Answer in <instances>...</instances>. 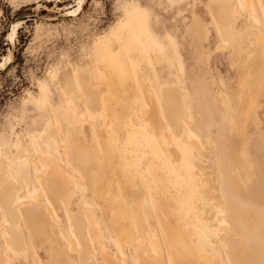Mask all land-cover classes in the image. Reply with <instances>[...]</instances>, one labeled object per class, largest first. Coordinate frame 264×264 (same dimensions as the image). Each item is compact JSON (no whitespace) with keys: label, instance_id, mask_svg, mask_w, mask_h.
Returning a JSON list of instances; mask_svg holds the SVG:
<instances>
[{"label":"rangeland","instance_id":"1","mask_svg":"<svg viewBox=\"0 0 264 264\" xmlns=\"http://www.w3.org/2000/svg\"><path fill=\"white\" fill-rule=\"evenodd\" d=\"M228 2L233 5L232 12L239 11L237 15L233 13L235 18H240L241 25L256 29L258 39H263L258 40L259 45L264 42V0H248L255 8V17L252 8L243 6L240 0ZM78 3L79 0H17L12 4L10 0H0V63H5L0 70L2 171L4 178L10 180L8 168L11 170L15 163L29 159V169L20 183L24 190L15 192L11 203H20L18 208L23 210L24 203L33 201V191H38L45 213L59 221L55 224L44 213L36 214L35 220L49 225L48 239L42 242V238L33 237L28 222L22 220L13 226L4 218L6 204L0 200V257L4 254L1 259L9 264L5 255L9 254L15 264H53L55 251L62 250L73 264H101L98 250L99 241L103 240L107 245L106 256L121 258L122 264H146L148 253L156 255L147 246L152 239L160 244L163 264H172L168 244L182 235L197 253L210 256L217 264H237L235 260L240 257L247 264H258L254 256L264 253L259 249L264 243V123L258 113L264 106V76L255 74L246 81L249 92L259 95L257 122L252 116L241 115V101L235 98L239 87L230 92L222 83V89L215 87L210 96L203 98L213 112L210 125L199 129L196 114L186 106L185 117L175 126L166 114L164 99L174 92L181 101L177 86V73L182 79L181 90L184 83L180 65L181 32L185 26L190 33L197 31L205 9L210 7L209 0H82L81 10L72 17L66 16ZM60 15L62 18H56ZM29 16L52 19L21 21ZM218 20L211 19L217 33ZM13 27L16 36L10 43ZM257 46L251 50L250 57H256ZM226 47L222 42L216 50ZM154 56L158 63L153 61ZM198 68L203 70L204 66ZM82 81L94 84L97 101L94 106L89 99L81 98ZM144 91L149 94L145 96ZM221 93L230 99L228 107L223 105ZM145 100L153 102L156 130L148 123L149 105ZM229 108V116L239 114V131L222 120V111ZM64 113L69 118L75 115L88 120L82 122L83 126L75 122L77 125H72L75 129L72 130L62 120ZM65 128L72 130L69 132L73 138L65 136ZM73 135L83 137L77 140ZM71 139L82 147V154L77 155L78 150L74 149L70 152ZM39 153L55 157L59 170L66 172V176L71 174L68 201L55 200L40 187L37 177H43L47 167L38 161ZM97 165L98 173H95L93 168ZM203 173L206 176H201ZM213 185L218 189L215 194L222 197L219 206L205 194V189L214 190ZM226 185L232 186L236 194L223 193ZM227 196H240L247 207L230 205ZM113 211L125 213L122 220L119 217L120 222L124 221L118 225L120 231L116 229L118 218ZM80 212L84 216H89L88 212L93 214L98 223L95 227L82 215L83 234L93 250L85 257L71 250L65 238L68 234L75 235L69 214L78 216ZM234 213L262 230V236H256V244H252L247 225L233 219ZM3 224L11 230L21 229L19 248L5 245L10 233ZM121 227L135 232L132 246L123 243V249L118 240L124 241L127 233ZM96 235L100 237L98 242L93 239ZM141 242L146 247L138 249ZM181 252L186 262L188 255Z\"/></svg>","mask_w":264,"mask_h":264},{"label":"bare ground","instance_id":"2","mask_svg":"<svg viewBox=\"0 0 264 264\" xmlns=\"http://www.w3.org/2000/svg\"><path fill=\"white\" fill-rule=\"evenodd\" d=\"M221 1H224V0H221ZM241 1V3L243 4V6L245 5V6H250L252 9V13L251 14H253L252 16H257V13H256V11H255V8H254V6H253V4H250L249 2H248V0H240ZM252 2V1H251ZM241 4V5H242ZM228 5V4H227ZM226 5V6H227ZM81 6H82V0H79V3H78V6H77V8L76 9H74L73 11H70L66 16H71L72 17V15H74L75 13H77V12H79L80 10H81ZM235 9V8H234ZM233 9V10H234ZM71 10V9H70ZM235 10H237V9H235ZM234 10V11H235ZM233 11V12H234ZM231 13V11H230V9H229V7L227 6V7H223L222 8V10H221V12H220V14H221V16H219L220 18H219V20H218V22L220 23V22H222V24L223 23H226V24H231V23H233V22H235V14L237 15V13L239 12H237V13ZM67 13V12H66ZM65 13V14H66ZM64 15V14H63ZM218 24V23H217ZM225 25V24H224ZM252 25V24H251ZM224 27V26H223ZM255 27V26H254ZM253 30V29H252ZM225 31V33H226V35H227V37L229 38V39H231L232 38V30H231V28H228V29H226V30H224ZM15 36H16V30L14 29V27L11 29V32H10V35H9V41H10V43H12V41L14 40V38H15ZM226 37V36H225ZM261 39V38H260ZM260 39H258V40H260ZM261 40H263V39H261ZM262 42V41H261ZM260 42V43H261ZM262 44V45H261ZM260 45H258L257 46V50H256V57L254 58V60L252 61V63L248 66V67H246L244 70H243V72H242V79L239 81V84H238V87H239V94L238 95H236L237 97H235V98H237L236 99V101L238 100V101H241V105H240V108L242 109V114L241 115H243L244 114V116H246V117H248V116H252V119H254L255 120V122H257V117L255 118V116H256V113H257V111H258V109H260L259 108V104H258V97H259V95L256 93V94H254V93H251V92H249V89L247 88V80H249L250 78H253V76L255 75V74H261L262 76H264V42H262ZM5 61V60H4ZM153 61L155 62V63H158V60H157V58L154 56V58H153ZM5 66V63L3 62V63H0V70H2L3 69V67ZM177 81H178V84H177V86H178V88H179V95H180V99H181V101H179V99H177V98H174L173 96H171V95H166L165 96V105H164V107H165V111H166V114L168 115V118H169V121H171L172 123H173V125H179V123H180V120L181 119H183L184 117H185V114H186V110H187V107L186 106H188V108H189V105H188V102H187V97H185L184 95V92L181 90V88H180V86H179V83L182 81V79H181V77H180V74L179 73H177ZM94 87V84H92V83H90V82H87V81H82L81 82V88H82V95H81V98H83V100L84 101H86V98L87 99H89V102H90V104H92V106H94L95 104H97V101H96V98H95V96H94V94H93V92L96 90V89H94L93 88ZM144 90V89H143ZM145 92V91H144ZM146 93L147 92H145V96H146ZM147 94H149V93H147ZM160 93L158 92L157 93V97L159 96V98H160V95H159ZM263 94V93H262ZM148 96V98H149V100L148 101H150V97H149V95H147ZM262 97H264V96H262ZM159 100V99H158ZM221 100H222V102H223V105L225 106V107H228L229 105H230V103H231V101H230V99H228V97H226V95L224 94V93H221ZM145 102H146V104H148L149 105V115H148V123H149V125L151 126V128L153 129V130H156V128H155V126L157 125V118H156V114H155V112L153 111V107H152V105H151V103H153V102H147L146 100H145ZM148 105H147V107H148ZM162 107V106H161ZM70 110V109H69ZM68 110V111H69ZM148 110V109H147ZM229 110H231L230 108L229 109H224L223 111H222V120H223V122H225V123H229V124H231V125H233L234 127H236V129H237V131H239L240 129H239V126L240 125H238L237 124V118H238V116H239V114H238V116L237 115H233V116H229V114L231 113ZM240 111V110H239ZM239 111H238V113H239ZM65 113H68L67 111L65 112ZM64 113V114H65ZM166 115V116H167ZM183 116V117H182ZM237 116V117H236ZM242 117V116H241ZM62 119V118H61ZM248 119V118H247ZM63 121H66V123H67V126L69 127V126H72V125H77V124H75V122L76 123H81L82 124V122H84V121H87L86 119H82V118H80V117H78V116H73V117H71V118H69V116L67 115V114H65V115H63V119H62ZM238 120H239V118H238ZM249 120V119H248ZM73 122H74V124H73ZM89 122V121H88ZM83 124H85V123H83ZM83 124H82V126H83ZM208 124L209 123H207V122H204V126H208ZM245 124V123H244ZM65 125V124H64ZM79 125V124H78ZM188 125L189 126H193V124L191 123V122H189L188 123ZM74 126H72V130H75V129H73V127ZM158 126V125H157ZM66 129V128H65ZM70 128L68 129V131H67V129H66V132H65V136H67V137H69V139H70V137H71V130ZM69 130H71L70 132H69ZM91 130H92V127H91ZM74 132V131H73ZM93 132L94 131H91V134H93ZM75 134V133H74ZM86 135V134H85ZM75 138H77L75 135H73ZM90 136V135H89ZM92 136V135H91ZM83 136H81V137H78L77 138V140L79 139V138H82ZM71 138H73V137H71ZM84 138H86V137H84ZM83 138V139H84ZM90 138V137H89ZM92 138H94V136H92ZM88 139V138H87ZM95 139V138H94ZM93 139V140H94ZM72 140V139H71ZM71 140H69V141H71ZM81 140V139H80ZM92 140V141H93ZM82 142V141H81ZM91 142V141H90ZM67 143V142H66ZM77 142L75 141V140H72V142L70 143L71 145H69L70 147H69V150H70V152L74 149V150H78V152H77V155H80V154H82V147H78V146H76L77 144H76ZM92 143V142H91ZM95 143H96V140H95ZM88 144H90L89 143V140H88ZM80 145V144H79ZM96 145V144H95ZM193 145H195V148L197 149V151L199 152V153H201V154H203L204 155V152L200 149V147L196 144V143H194L193 142ZM94 147V146H93ZM67 149H68V147H67ZM97 149H98V147H97ZM92 151H93V148L91 149ZM90 150V151H91ZM97 151H99V150H97ZM67 152V151H66ZM90 153V152H89ZM92 153V152H91ZM94 153H95V151H94ZM98 154H99V152H98ZM65 155H67V154H65ZM64 155V156H65ZM95 155V154H94ZM94 155H89L90 157H91V159H93V160H99L98 159V157L97 156H94ZM100 155V154H99ZM245 155V154H244ZM246 156V155H245ZM1 157V156H0ZM55 158V157H54ZM54 158H50V156H48V157H46L45 155L43 156V155H40V153H39V155H38V161L43 165V166H45V167H47V172H46V174L43 176V177H37L38 178V180H39V185H40V187L42 188V190H44V192H45V194H51L53 197H54V199L55 200H67L68 201V193H70L69 192V190H70V188H71V179H69V175H71V174H69L68 172V176H66V172H64V171H61V170H59V168H60V166H59V164L56 162L55 163V159ZM37 161V162H38ZM89 162H90V160H88ZM2 162H3V160H0V200H1V203L2 204H6V210H5V215L6 216H4V218L6 217V219L8 220V221H10L11 222V224L14 226V225H16V224H20L21 223V221L22 220H24V221H26V222H28L29 223V226L28 227H30V229L31 230H29V231H32L31 233L33 234V237H39V238H42V242L43 241H45V238H47V227L49 226L48 225V223H46V224H43V223H40L39 221H37V220H35V217H36V214H39V213H44V215H45V217L50 221V222H55V224L56 223H58L59 221H58V219L57 218H55L54 217V215L53 216H50L49 217V214H46L45 213V210H46V207L42 204L43 202H42V200H43V198H42V196H41V194L38 192V191H33V195H32V200L33 201H31V202H27V203H24V205H25V207L23 208V210H21L20 208H18V206L20 205V203H19V205H17V204H12L11 203V197L13 196V194L15 193V192H18V191H20V190H24V186H22V184H20L21 183V181H23L24 179H25V171H27V169H29V164H30V160L29 159H25L23 162H20V163H15V166L14 167H12L11 168V170L8 168V170L9 171H11V178H10V180H8L7 178H4V173H3V171H2ZM15 162V161H14ZM38 162V163H39ZM91 162H92V160H91ZM93 163V162H92ZM91 163V164H92ZM94 163H96V164H98L99 165V162H96V161H94ZM31 165H32V163H31ZM89 165V164H88ZM87 165V166H88ZM98 165L96 166V169H95V167L93 168L94 169V171H95V173H98L96 170H97V167H98ZM41 166V165H40ZM93 166H94V164H93ZM199 168H200V166L201 165H197ZM42 167V166H41ZM100 167H101V165H100ZM91 168V167H90ZM81 169L82 170H84L85 169V167L84 166H81ZM93 169L92 170H90L91 172L93 171ZM45 170V169H44ZM201 170H202V168H201ZM200 170V171H201ZM86 171V170H85ZM6 172V171H5ZM89 172V171H88ZM207 172V171H206ZM43 173H44V171H43ZM202 173V172H201ZM42 174V173H41ZM89 174H90V172H89ZM205 173H203L201 176H203ZM87 175V174H86ZM92 175V174H91ZM94 175V174H93ZM73 176V175H72ZM204 176H206V175H204ZM84 177H85V175H84ZM84 177H83V179H84ZM88 178V177H87ZM207 177H205V179H206ZM209 178V177H208ZM88 180H89V178H88ZM87 180V181H88ZM208 179H206V181H207ZM73 181V180H72ZM85 181V180H84ZM94 182H96L95 180H93ZM4 182V183H3ZM97 183V182H96ZM208 183V182H207ZM87 184L88 185H90V183H89V181L87 182ZM94 184V183H93ZM209 184V183H208ZM207 184V185H208ZM87 185V186H88ZM95 185V184H94ZM96 186V185H95ZM95 186H92V187H95ZM209 186H211L210 184H209ZM91 188V187H90ZM207 188V187H206ZM213 188H214V190H212V191H209V189H205V194L208 196V198L209 199H211L213 202H214V204L216 205V206H219L220 204H221V199H222V197L221 196H218V195H216L215 193L218 191V189H216L215 187H214V185H213ZM213 188H211V189H213ZM92 190H93V188H92ZM70 196V195H69ZM52 197V198H53ZM243 199L240 197V196H238L237 198H230V197H228L227 198V201L228 202H230L231 204H234L235 205V207H237V208H246L247 207V205L244 203V201H242ZM9 201H10V205H8L9 204ZM67 201H64V202H66L65 204H67ZM25 202V201H24ZM53 202V201H52ZM57 203L59 202V201H56ZM23 203V202H22ZM21 203V204H22ZM50 203V202H49ZM69 204V203H68ZM8 205V206H7ZM53 207H52V209L53 208H56V207H54V202H53V205H52ZM23 207V206H22ZM49 207V206H48ZM48 207H47V209H48ZM83 207V206H82ZM82 207H81V212H82ZM51 208V207H50ZM84 208V210H85V207H83ZM88 209V208H87ZM86 209V210H87ZM252 209H255V208H252ZM48 210H50V209H48ZM54 210V209H53ZM89 210V209H88ZM47 211V210H46ZM79 213L78 214V216L77 215H70L69 214V218L72 220V227L74 228V233H75V235L74 236H72V235H70V234H68V236L67 237H65V238H67V243L69 244L68 246L70 247V249L71 250H77L78 252H79V254H80V257H82V256H86V254H89L91 251H93L92 249H91V245L89 246V244H88V240L84 237V234H83V232H84V224L83 223H85V222H83V220L84 219H81V218H83L82 217V213ZM91 212V211H90ZM129 211H126V213H128ZM131 212V211H130ZM4 213V212H3ZM114 215H116L115 217H117L118 219H119V217H120V219H121V216L123 215H125V213L122 211H120V212H115V211H113L112 212ZM133 213V212H132ZM88 214H89V216L87 215V216H84V217H88L89 218V224H93L95 227H97V219L95 220V216L92 214H90L89 212H88ZM130 214V213H129ZM128 215V214H127ZM234 216V220H236L237 221V223H240V225H247L245 228L248 230V232L250 233L249 234V236L252 238V244L254 245V244H256V236L257 235H260V236H262V230L261 229H259V227H256V226H254L253 225V223L251 224V226H250V223H249V220H247L246 218H244V216H241L240 214H238V213H234L233 214ZM5 219V220H6ZM116 220L115 221V226L117 227L116 229H117V231L119 230L118 229V225L120 226V224L121 223H124V221H121L120 222V219L119 220ZM70 220V221H71ZM87 220V219H86ZM122 220V219H121ZM124 220V219H123ZM246 221V222H245ZM91 222V223H90ZM248 222V223H247ZM25 224H27V223H25ZM59 224V223H58ZM88 224V225H89ZM125 224H126V222H125ZM2 225V224H1ZM124 225V224H123ZM27 226V225H26ZM90 226V225H89ZM92 226V225H91ZM2 227H5V229H7V232L8 233H10L9 235L10 236H7L6 237V239L4 240V242H5V245L8 247V248H14V249H16L17 247L19 248V245H20V241H21V239H22V232H21V229L20 230H11L10 228H8V225H6V224H3V226ZM100 227H101V225H100ZM128 228H129V226H127ZM223 227V226H222ZM73 228H72V230H73ZM123 227H121V229H122ZM124 228H126V226L124 225ZM123 228V229H124ZM124 229V230H126V239L122 242L120 239L118 240V243H119V246L120 247H122L123 245H127L128 246V244H133L132 242H133V238H134V234H133V232H134V230H132L131 228L130 229ZM29 229V228H28ZM45 230H46V233H45ZM101 230V229H100ZM123 230V231H124ZM225 231H227L228 230V227H226L225 229H224ZM117 231H114V232H116L117 234H118V232ZM120 231V230H119ZM101 232V231H100ZM73 233V232H72ZM71 233V234H72ZM135 233V232H134ZM180 234H182L181 232H179ZM102 234H103V232H102ZM101 234V235H102ZM70 235V236H69ZM123 235H125V233L123 234ZM174 236H176V234H174L172 237H174ZM178 236V235H177ZM124 237V236H123ZM146 237V236H145ZM171 237V236H170ZM250 237H249V239H248V236H247V239H248V241H249V243H250ZM262 237H264V236H262ZM96 238V239H95ZM98 238H100V237H98L97 235L93 238V239H95L94 241H97L98 240ZM121 238V237H120ZM149 238V237H148ZM48 239V238H47ZM135 239H136V237H135ZM147 239V237L145 238V240ZM51 240V239H50ZM101 240V239H100ZM141 240V239H140ZM139 240V241H140ZM152 240V239H151ZM150 240V245H148L147 244V246H150L152 249H151V252L150 253H152V250L154 251V253H156V255L155 254H153V255H149V253L147 254V258H146V260H148L147 261V263L146 264H163V259H162V254H160V244H157L155 241H151ZM154 240V239H153ZM262 240V239H261ZM52 241H54V240H52ZM121 241V242H120ZM136 241V240H135ZM134 241V242H135ZM138 241V242H139ZM23 242V241H22ZM40 242H41V240H40ZM98 242V241H97ZM149 242V241H148ZM169 242H170V240H169ZM35 243H36V241H35ZM34 243V244H35ZM123 243H127V244H123ZM40 244V243H39ZM56 244V243H55ZM99 244H100V249L98 250V251H100V252H98V254H99V256H100V259H101V264H122L121 263V258H118V257H116V258H110V257H108V256H106L104 253H106V246L107 245H105L104 243H103V240L102 241H99ZM123 244V245H122ZM145 243L144 242H141V243H139V244H137V248L138 247H140V248H145L146 246L144 245ZM37 245V244H36ZM54 245V244H53ZM122 245V246H121ZM130 245H129V247H130ZM134 245H136V244H134ZM152 245V246H151ZM38 246V245H37ZM40 246H41V244H40ZM56 246V245H55ZM126 246V247H127ZM132 246V245H131ZM39 247V246H38ZM98 247H99V245H98ZM119 247V248H120ZM40 248H42V247H40ZM53 248H54V246H53ZM56 248H57V246H56ZM136 248V249H137ZM58 249V248H57ZM118 249V248H117ZM122 249H123V247H122ZM139 249V248H138ZM260 250H262V251H264V243H262V245L260 246V248H259ZM54 250V249H53ZM147 251V250H146ZM168 251H169V258H170V260H171V262H172V264H217V260H215V259H211V258H209L210 256H207L206 254H202V253H197L196 252V250L190 245V243L187 241V239L186 238H184L182 235H180L179 237H177V238H173V239H171V242L168 244ZM181 251H183V253H185V254H187L188 255V259H186V262L184 261V259L186 258V256H185V258H181L182 257V255L183 254H181L180 255V252ZM56 252V253H55ZM54 253V261H52L53 262V264H73V262L69 259V257L66 255V254H64L63 252H62V250L61 251H55ZM118 252V251H117ZM116 252V254H118ZM148 252V251H147ZM0 253H1V250H0ZM182 253V252H181ZM3 254V253H2ZM1 254V255H2ZM8 258H9V264H15L14 262H13V259L11 258V256L9 255V254H5ZM2 256H4V254L2 255ZM1 256V257H2ZM53 256V255H52ZM114 256V255H113ZM146 256V255H145ZM1 257H0V264H6L2 259H1ZM144 257V256H143ZM184 257V256H183ZM189 257H191L190 259H189ZM7 258V259H8ZM14 258V257H13ZM254 258H255V260H256V262L258 263V264H264V253L261 255V256H254ZM15 259V258H14ZM17 259V258H16ZM116 261H115V260ZM145 259V258H144ZM146 260H145V262H146ZM189 260V261H188ZM142 261V260H141ZM188 261V262H187ZM246 261V260H245ZM244 261V258H242V257H240V258H238V259H236L235 260V263H237V264H247V262H245ZM139 263H140V261H139Z\"/></svg>","mask_w":264,"mask_h":264},{"label":"crops","instance_id":"3","mask_svg":"<svg viewBox=\"0 0 264 264\" xmlns=\"http://www.w3.org/2000/svg\"><path fill=\"white\" fill-rule=\"evenodd\" d=\"M10 1L12 4L17 2V0ZM228 1L209 0L210 7L205 9L204 20L199 22L197 31L190 33V29L187 30L185 26L181 32L180 65L184 81L182 90L187 95L191 112L196 114L199 129L204 128V122L210 125L213 114L212 110L207 107L209 102L207 100L204 102L203 98L210 96L215 87L222 89V83H224L226 90L237 91L242 71L254 60L250 57L252 55L251 50L255 48V45H259V34L256 29L250 30L249 25H241L242 21L237 17L235 22L231 24L217 22L219 29L217 33L211 19L217 21V18L221 16L220 12L223 7L228 6L232 13L233 5ZM228 28L232 30L231 39L227 37L224 31ZM222 42L227 47L220 51L216 50V46ZM201 65L204 66L203 70L198 68ZM175 94L177 93L171 92V96L177 98ZM204 113L207 115L206 117L203 116ZM258 113L261 114L264 123V106ZM232 189V186L226 185L223 193L227 195L229 193L236 194ZM227 203L235 207L234 204Z\"/></svg>","mask_w":264,"mask_h":264},{"label":"water","instance_id":"4","mask_svg":"<svg viewBox=\"0 0 264 264\" xmlns=\"http://www.w3.org/2000/svg\"><path fill=\"white\" fill-rule=\"evenodd\" d=\"M56 18H62L61 17V15L60 16H58V17H56ZM34 19H36V20H51L52 18H43V17H25V18H23V19H21V21H23V22H27V21H31V20H34Z\"/></svg>","mask_w":264,"mask_h":264}]
</instances>
